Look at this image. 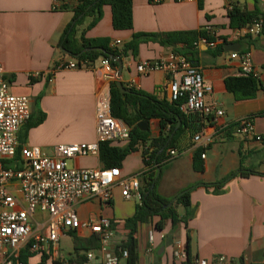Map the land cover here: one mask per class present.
<instances>
[{"label":"crops","instance_id":"0c3cea01","mask_svg":"<svg viewBox=\"0 0 264 264\" xmlns=\"http://www.w3.org/2000/svg\"><path fill=\"white\" fill-rule=\"evenodd\" d=\"M80 1L63 0L61 8L55 9L53 0H0V64L5 77L14 95L30 99V121L45 116L42 124L29 129V121L22 128L20 148L39 147L51 156L58 146L97 143L96 107L100 100L111 99V83L115 81L116 71L104 67L103 59L89 69H58L77 61L65 52L61 41L67 27L73 23V9ZM132 1L133 30L116 31L112 10L105 7L101 21L88 29L92 18H87L79 27L78 35L107 41L111 48L122 50L136 35L199 32L210 27L218 40L240 44L239 53L252 55L260 82L255 99L237 101L225 87L226 79L241 76L240 63L231 59L232 52L224 50L216 54V48L201 46L194 48V55L189 54L188 58L201 70L206 85L212 88L207 102L217 104L225 116L199 124L196 134L205 133L211 137L204 152L206 159L201 158L204 172L195 170L194 157L201 148L193 142L196 134L188 133L178 140L175 149L181 155L164 167L157 192L173 201L187 189L197 186L190 194L192 217L176 226L168 220L162 231L156 228L159 217L141 225L137 233L139 264H187V257L175 258L178 246L185 254L190 247L191 264L201 261L212 264L218 257H226L235 261L234 264H263L264 143L228 129L243 119H250L256 133L264 137V116L253 118L264 113V32L258 37L238 39L237 30L230 28L229 19V9L234 5L248 12L258 10L263 16L264 0H204L202 9L199 0ZM117 42L121 44L115 46ZM178 48L182 50L184 46ZM171 52L172 48L142 39L137 54L129 51L122 60L123 84L158 100L167 99L168 76L163 72L142 76L137 67ZM36 74L41 77H35ZM148 131L152 138L159 137V122H149ZM115 145L124 147L126 143ZM71 165L77 169L104 167L100 157L71 161ZM121 171L126 179L140 176L142 185V175L146 171L142 148L126 158ZM220 183L224 185L217 192L213 185ZM140 204L137 198L124 199L117 190L109 205L92 200L77 205L75 210L83 222L106 219L115 223L116 234L110 249L116 253L129 237L125 221L135 215ZM177 212L180 217L185 214L182 207ZM78 235L90 237L93 234L82 231ZM65 239L71 241L69 250L62 247ZM57 251H50L51 257L46 264L53 260L69 264L74 252L69 235L61 238ZM96 254V260H87L85 264H100V254ZM42 257L35 256L28 264L33 261L42 264ZM120 264H126V260H121Z\"/></svg>","mask_w":264,"mask_h":264},{"label":"built area","instance_id":"2783aa9c","mask_svg":"<svg viewBox=\"0 0 264 264\" xmlns=\"http://www.w3.org/2000/svg\"><path fill=\"white\" fill-rule=\"evenodd\" d=\"M61 1L63 0H53L55 9L61 8ZM207 30L216 41L209 43L206 39H201L194 45L195 48H216L220 42L223 44L212 28L208 27ZM263 30V20H257L252 25L237 30L235 36L238 39L258 37ZM120 44L117 42L115 46ZM231 59L240 63L242 76L259 78L250 53L232 52ZM102 65L108 69L112 67L106 59L102 60ZM58 69L89 68L86 63L79 64L74 61L61 65ZM137 71L142 76L165 73L168 76L167 100L171 103L184 101L183 110L187 113L199 114L205 122L225 116V112L218 109L217 104L207 102L212 88L206 85L201 70L182 54L171 52L160 59L143 62L138 65ZM35 77L40 78L41 75L36 74ZM31 115L30 99L11 92V85L0 64V264H22L21 252L27 247L35 256L50 254L52 249L58 252L62 237L72 233L78 235L82 231L101 237V250L98 252L100 264H120L128 254L123 252L121 259L110 249V242L116 234L111 221L94 219L83 222L75 207L92 200L109 205L117 190L124 199L137 198L141 202L140 176L126 179L123 178L120 168L77 169L70 168L69 163L100 157V145L103 143H127L130 139V127L115 119L111 115L110 100L102 99L96 107L97 143L58 146L50 156L39 147L20 148L19 134L30 121ZM238 124L237 133L264 143V137L256 133L250 119H243ZM193 142L206 149L211 143V137L198 133ZM168 154L171 161L181 155L176 149L169 150ZM202 158L206 159V155L203 154ZM175 258H186L181 246H178ZM96 259V252L87 255L89 262ZM234 262L226 257H218L212 264ZM197 264L210 263L201 261Z\"/></svg>","mask_w":264,"mask_h":264},{"label":"trees","instance_id":"16d2710c","mask_svg":"<svg viewBox=\"0 0 264 264\" xmlns=\"http://www.w3.org/2000/svg\"><path fill=\"white\" fill-rule=\"evenodd\" d=\"M153 2L154 0H150ZM203 1L199 0L200 9L203 8ZM110 7L112 10L113 27L116 31L133 30V1L132 0H81L76 8L73 9L74 20L64 33L61 46L67 51L79 64L86 63L88 68L100 59L109 60L114 71L118 70L117 58L123 60L129 51L137 54V48L142 39L158 42L159 44L172 48L173 52L187 57L194 55V45L201 39H206L209 43H214L216 38L207 28L199 32L172 33L164 35H136L132 42L126 45L122 50L111 48L107 41L89 40L84 35L79 36L78 30L87 18H92L88 29L94 28L103 18V9ZM63 10H65V7ZM230 28L241 30L252 25L257 20H263L264 15L256 10L248 12L237 5L231 7L229 11ZM264 32V30H263ZM226 40L223 45L216 47V54L224 53ZM183 45L180 50L178 47ZM95 49H102L98 51ZM190 61L191 59L188 58ZM124 85V84H123ZM129 94H123L117 86V82L111 83V115L124 122L130 127V139L124 147L115 145L113 142H107L100 145V161L105 168H122L126 158L139 151L142 148V155L146 171L142 175L141 185V204L137 208L135 215L125 221V226L129 230L128 239L117 249L116 254L123 259V252H127L126 264H139V246L137 240L138 229L141 225L151 222L155 217L160 220L156 225L157 230H164L168 220H172L176 226L182 222H188L192 217L190 194L194 188L191 187L184 191L173 206L169 207L172 200L160 196L157 192L158 184L162 178L164 167L171 162L169 159V150L175 149L178 140L185 134L194 135L199 132V124L203 118L199 114L186 113L183 110L184 101L171 103L167 99L158 100L152 95L128 89ZM226 90L233 94L237 101H246L255 99L260 90V82L252 76H240L228 78L225 81ZM264 116V113L258 114L253 118ZM45 120L43 115L35 122L30 121L28 128H34L42 124ZM159 122V137L152 138L150 131L143 132L139 128L142 122ZM179 124H181L179 126ZM203 129V127H202ZM239 124L230 126L228 131L237 132ZM118 144V143H117ZM206 149L200 148L194 157L195 170L199 173L204 172V166L201 162L202 155ZM19 158V157H18ZM158 170L161 171L158 177ZM234 176V175H233ZM223 183L215 184L213 187L220 190ZM207 186V185H205ZM208 187V186H207ZM182 207L185 211L184 216L180 217L177 209ZM112 229L115 230V223L111 221ZM73 240L74 252L69 264H85L87 255L90 252L98 253L101 250V237L97 234L90 237H80L76 233L70 234ZM187 264H191L190 247L186 249ZM25 248L21 252L20 263L28 264L29 260L34 258ZM50 254H44L42 264L48 262ZM51 264H64L60 260L51 261Z\"/></svg>","mask_w":264,"mask_h":264},{"label":"water","instance_id":"95a60500","mask_svg":"<svg viewBox=\"0 0 264 264\" xmlns=\"http://www.w3.org/2000/svg\"><path fill=\"white\" fill-rule=\"evenodd\" d=\"M225 50L226 51H230V52H238L241 48L240 44H226L225 45ZM98 51H103L102 49H95ZM66 52V51H65ZM67 53V52H66ZM116 62L118 63V70L116 71L115 75H114V79L117 82V86L120 89V91L123 94H129L130 92L124 87L123 85V69H124V64L123 61L120 58L116 59ZM181 124H179L180 126ZM139 128L141 131L143 132H147L149 130V122L145 121L139 124ZM161 171L158 170V177L160 176ZM184 194V193H183ZM183 194H181L179 197H177L176 199H174L170 204L169 207H171L175 202L178 201V199L183 196Z\"/></svg>","mask_w":264,"mask_h":264},{"label":"rangeland","instance_id":"374dc122","mask_svg":"<svg viewBox=\"0 0 264 264\" xmlns=\"http://www.w3.org/2000/svg\"><path fill=\"white\" fill-rule=\"evenodd\" d=\"M69 167H70V168L72 167L71 163H69ZM178 209H179V208H178ZM178 209H177V210H178ZM70 245H71V241H70V239H65V240L62 241V247H63V248H66V250H69ZM67 247H68V248H67ZM32 264H34V261L32 262Z\"/></svg>","mask_w":264,"mask_h":264}]
</instances>
